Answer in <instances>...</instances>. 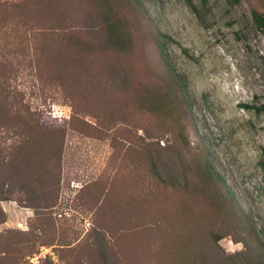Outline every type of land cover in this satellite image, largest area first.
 I'll return each instance as SVG.
<instances>
[{
    "label": "rangeland",
    "instance_id": "obj_1",
    "mask_svg": "<svg viewBox=\"0 0 264 264\" xmlns=\"http://www.w3.org/2000/svg\"><path fill=\"white\" fill-rule=\"evenodd\" d=\"M252 10L0 0V264L264 258Z\"/></svg>",
    "mask_w": 264,
    "mask_h": 264
},
{
    "label": "trees",
    "instance_id": "obj_2",
    "mask_svg": "<svg viewBox=\"0 0 264 264\" xmlns=\"http://www.w3.org/2000/svg\"><path fill=\"white\" fill-rule=\"evenodd\" d=\"M252 22H253V25L255 26V28L258 31H260L262 33V35L264 36V13L259 12L257 10H252ZM260 111L264 114V106L261 107ZM260 165H261L262 169L264 170V162L263 161L260 162ZM9 233H12V232L10 231ZM218 238L219 237H217L216 239H218ZM29 256H31V254L27 255V257H29ZM258 257L246 258L245 259L246 260V264H264V258L262 259L261 257H259V258Z\"/></svg>",
    "mask_w": 264,
    "mask_h": 264
}]
</instances>
